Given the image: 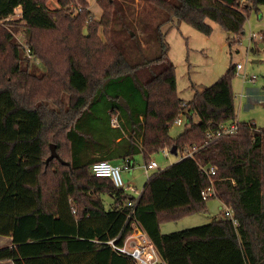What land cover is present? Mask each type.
Segmentation results:
<instances>
[{
    "label": "trees",
    "instance_id": "1",
    "mask_svg": "<svg viewBox=\"0 0 264 264\" xmlns=\"http://www.w3.org/2000/svg\"><path fill=\"white\" fill-rule=\"evenodd\" d=\"M80 1V17L72 20L65 7L74 0H59L57 11L46 0H0V236L12 238V247L0 248V261L138 264L109 245L123 246L138 224L160 255L157 264H264V127L236 118V66L191 101L180 99L167 41L181 23L210 35L208 21L239 37L249 10L264 0H142L159 14L153 24L136 14V0H97L99 20L89 1ZM61 22L70 31L86 29L87 45L107 72L75 106L68 94L89 87L83 73L68 60L59 62L38 36ZM147 46L157 50L148 60ZM37 61L46 69L42 74L31 64ZM153 65L162 69L142 79L139 70ZM179 117L186 128L173 138ZM235 122L237 134L210 137ZM51 144L69 165L46 164ZM174 146L180 160L149 174L137 197L91 171L101 160L130 164L143 155L150 161ZM194 147L193 157H182ZM210 186L215 195L204 200L201 192ZM105 195L114 201L110 208ZM213 198L232 210V218L161 232L162 222L205 212Z\"/></svg>",
    "mask_w": 264,
    "mask_h": 264
},
{
    "label": "rangeland",
    "instance_id": "2",
    "mask_svg": "<svg viewBox=\"0 0 264 264\" xmlns=\"http://www.w3.org/2000/svg\"><path fill=\"white\" fill-rule=\"evenodd\" d=\"M88 1L92 15L96 20H99L102 9L97 4V0ZM46 5L53 11L60 9L59 0H46ZM80 7H82L81 1L74 0L73 3L65 7V10L72 20H76L80 17L78 10ZM134 7L136 14L140 12L139 15H141L142 13L146 21H150L152 24L158 21L159 14L153 6L145 4L142 0H136ZM248 14L244 32L239 37L229 35L219 24L212 21H208V24L212 27L210 35L199 32L187 23H181L179 26L172 28L167 35L170 46L168 57L176 67L177 95L185 102L191 101L196 91L212 86L226 74L231 66L241 64L243 69L235 73L232 81L236 118L240 123L253 122L257 127H264V40L261 37L264 34V5L251 8ZM19 15L18 10L14 18ZM76 23L78 24V21ZM38 36L41 39V44L46 47L49 53H54L59 62L65 61L66 65L69 62L68 65L73 69L83 73L84 82L89 87L87 86L85 90L72 88L71 93L68 94L69 99L71 98V104L79 103L80 100L72 101V99L81 98L83 93L85 94L91 90L95 79H100L107 73L102 61L93 53V49L87 45L86 29L81 32L76 29L70 31L67 24L61 22L57 30ZM113 36L117 38L116 34ZM131 36H133V33ZM144 36H147L146 33H144ZM16 38L17 41L25 43L24 35L16 34ZM102 38L105 39L103 35ZM120 40L123 42L125 38L121 37ZM138 41L145 43L141 33L138 35ZM68 46L69 50L66 51L65 49ZM151 47H145L146 60L153 58L157 53L156 47ZM122 48L127 49L126 43L122 45ZM31 64L36 66L37 72L40 74L46 71L38 61L31 62ZM161 69V66L153 65L152 71L141 68L139 72L142 79L146 80L152 76L153 72H158ZM74 72L76 71H73L71 77ZM253 76L256 77L255 80H251ZM183 120V125L178 126L175 124L172 127L171 136L173 138L178 137L185 130V119ZM114 123H116L115 119H113ZM153 159L163 169L168 166V163L178 162L180 155H166L162 151L155 154ZM135 161L136 164L133 168L130 170L122 168L121 173L126 186L137 189V192L128 191V193L137 197L143 190L149 175L147 176L145 173L146 164L142 156L136 157ZM127 174L131 177L129 181L126 179ZM103 200L106 207L110 208L107 198H103ZM224 211L225 205L219 199L213 198L207 202V211L205 212L201 211L182 219L162 222L161 232L168 234L205 225L212 222L214 218L223 216Z\"/></svg>",
    "mask_w": 264,
    "mask_h": 264
},
{
    "label": "built area",
    "instance_id": "3",
    "mask_svg": "<svg viewBox=\"0 0 264 264\" xmlns=\"http://www.w3.org/2000/svg\"><path fill=\"white\" fill-rule=\"evenodd\" d=\"M243 69L241 64L236 66V70L240 71ZM256 77H251V80H255ZM176 125L181 126L184 124V120L182 117H179L176 122ZM239 131L238 122H235L231 125H224L222 129L218 132L212 133L210 135L211 138L218 139L222 136L226 135H235ZM198 150L197 147L186 152L182 157H193L194 153ZM166 155L170 154V151L165 149L163 150ZM125 167L118 166L113 164L110 161L101 160L95 162L92 167V173L99 178H109L113 181L116 188L123 189L125 192H137V189L131 186H126L124 179L122 177V168L129 169L131 167V163H125ZM158 163L156 161H150L145 165V171L147 174H150L152 171L160 170ZM211 175L215 174L214 168H210ZM140 195V194H139ZM215 195V189L213 186L204 189L201 192V196L204 200ZM129 205L133 204L129 202ZM223 217L232 218V210L225 206V211L223 212ZM109 245L117 251L118 253L125 254L133 258L138 264H157L161 261L160 255L151 242L147 234L144 230L138 225H133V232L127 237L123 246H117L115 240H111Z\"/></svg>",
    "mask_w": 264,
    "mask_h": 264
},
{
    "label": "crops",
    "instance_id": "4",
    "mask_svg": "<svg viewBox=\"0 0 264 264\" xmlns=\"http://www.w3.org/2000/svg\"><path fill=\"white\" fill-rule=\"evenodd\" d=\"M19 12H20V11H19ZM262 47H263V45H262ZM82 95H84V93H83ZM70 99H71V98H70ZM76 99L80 100V98H73L72 101H74V100H76ZM76 104H77V103L72 104V106H75ZM114 124H115V123H114ZM114 124H113V125H114ZM160 152H162V151H160ZM139 156H140V157L142 156V158H143L144 161H145V164L149 163L150 161H155V160L153 159V156L151 157V160H150V161H146V159H145V157H144L143 155H139ZM137 157H138V156H137ZM135 160H136V157L134 158L133 162H131V167H129V170L135 166V164H136V161H135ZM179 160H180V159H179ZM112 163L115 164V165H118V166L125 167V166H124L125 163L122 162V161H114V162H112ZM172 164H174V163H172ZM172 164H169V163H168L167 165L170 166V165H172ZM168 166H166V167H168ZM166 167H164L163 169H165ZM161 169H162V168H161ZM152 172H154V171H152ZM145 173H146V172H145ZM150 174H152V173H150ZM146 175L148 176L149 174L146 173ZM132 177H133V176H132ZM130 178H131L130 175L127 174V175H126V179L129 181ZM145 183H146V182H145ZM144 185H145V184H144ZM143 187H144V186H143ZM141 192H142V191H141ZM141 192H140L139 194H141ZM139 194H138L137 196H139ZM104 198H107V200H108L109 203H110V206H111V204L114 202L111 196L105 195ZM5 247H12V238H11V237H2V236H0V248H5ZM0 264H14V262L11 261V260H6V261H0Z\"/></svg>",
    "mask_w": 264,
    "mask_h": 264
},
{
    "label": "water",
    "instance_id": "5",
    "mask_svg": "<svg viewBox=\"0 0 264 264\" xmlns=\"http://www.w3.org/2000/svg\"><path fill=\"white\" fill-rule=\"evenodd\" d=\"M121 102H122L124 105H126V104H125V101H124L123 99H121ZM50 150H51V155H50V156L48 157V159L46 160V164H48L50 161L56 159V160H59V161H60L61 163H63V164H67V165H69V163L64 162V161L61 159L60 155H59L58 152H57V147H56L55 144H51V146H50ZM170 154L175 155V156L178 155L177 147H176V146H174V147L170 150Z\"/></svg>",
    "mask_w": 264,
    "mask_h": 264
}]
</instances>
